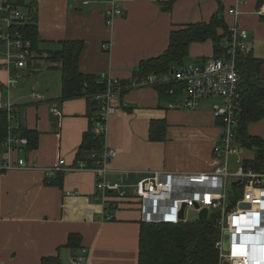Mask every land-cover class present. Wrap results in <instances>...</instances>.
Returning a JSON list of instances; mask_svg holds the SVG:
<instances>
[{"label":"crops","instance_id":"obj_1","mask_svg":"<svg viewBox=\"0 0 264 264\" xmlns=\"http://www.w3.org/2000/svg\"><path fill=\"white\" fill-rule=\"evenodd\" d=\"M83 1L21 0L34 4L42 49L57 50L65 40L82 43L78 63L84 73L105 71L118 81L130 80L140 61L166 49L172 30L208 22L216 14L227 27L237 23L246 31L245 42L252 57L261 61L259 76L264 80V17L257 13L264 0H175L169 11L162 8L165 0H115L123 15L115 16L111 25L104 15L108 0ZM234 7L240 11L237 18L227 12ZM19 10L24 14L23 8ZM103 43L108 44L107 50L102 49ZM212 56L210 40L193 42L185 63L200 65ZM45 61L43 68L41 62H27L15 87L8 88L9 74L0 55V108L11 104L21 124L38 132L36 148L26 151L21 146L11 156L12 163L19 157L32 167L0 170V264H41L43 257L55 256L61 264H70L73 253L82 249L88 251L84 264H137L136 202L103 201L90 170L49 171L59 159L65 160L63 168L74 164L90 115L84 98H60L61 72ZM118 99L120 106L106 122L104 145L117 152L108 163V179L115 181L127 173L128 184H133L157 170L200 172L215 166L211 149L221 127L212 110L221 100L208 106L210 99H202V107L183 108V92L172 100L161 99L155 86L149 85L131 87ZM15 118L9 121L14 131ZM160 119L167 121L166 138L151 141L150 122ZM247 131L264 142V118L250 123ZM0 153L8 158L6 152ZM240 156L251 159L254 150L244 149ZM235 159L230 157L231 166ZM70 233L81 237L76 252L65 246Z\"/></svg>","mask_w":264,"mask_h":264},{"label":"built area","instance_id":"obj_2","mask_svg":"<svg viewBox=\"0 0 264 264\" xmlns=\"http://www.w3.org/2000/svg\"><path fill=\"white\" fill-rule=\"evenodd\" d=\"M83 3H88V0ZM227 12L235 18L240 14L236 7L228 9ZM257 13L264 17V4ZM104 15L105 23L111 25L114 17L123 15V11L115 0H108L104 6ZM21 17V11L11 4V0H0V46L2 47L0 55L4 58L3 64L9 74L6 84L8 88L15 87L21 77V71L28 62L27 49L30 47V42L24 40L16 28L12 32L8 30L12 22ZM228 31L226 47L221 55L212 56L200 65L187 64L178 70L173 69V72L170 71L168 74H150L141 82L131 83L132 87L142 85L156 87L171 82L178 83L184 93L182 107L188 109H196L202 99H221V104H216L212 111L213 117L219 120L221 127V133L212 149L215 161L212 170L192 173L157 170L136 180L133 184H128V175L123 173L112 181L107 178L108 163L116 157L117 152L104 145L100 154L91 155L93 159L91 165L80 160L63 168L65 160L59 159L49 171L55 173L62 170H90L96 177L97 196L103 201L110 198L133 199L138 206L141 223L186 222V210L194 209L198 212L206 208L207 215L214 217L220 230L219 239L215 242L219 257L218 264H223L224 261L228 264H248L249 261L263 264L259 263L263 261L261 257L258 260H250L243 255L256 246L259 247L260 252L264 251V170L244 168L240 154L245 148L236 143L234 133L238 113L241 110L237 62L240 57L249 56L250 50L245 42L247 33L237 23L230 25ZM102 49L107 50L108 44L103 43ZM99 77L106 81V89L94 95L99 110L94 132L105 139L107 119L121 104L118 99L121 87L120 81L112 78L105 71L100 72ZM167 93L175 94L173 88ZM32 96L37 95L33 92ZM3 108L7 111L8 121L13 120L11 104H5ZM52 111L59 114L55 109ZM26 143V138L16 135L14 129L9 126L4 142L8 158H2L0 153V170H7L13 166L32 167L27 165L23 158L18 157L14 163L11 161V156L16 155L19 147ZM232 155L236 156L234 166L230 163ZM229 179L233 180L231 185L234 181L240 180L237 185L243 186L242 196L234 202L229 198ZM128 187L131 188V194L127 193ZM240 203H247L249 206L240 207ZM182 208L183 215H180ZM87 255L88 251L82 249L80 254L71 258L70 264H84Z\"/></svg>","mask_w":264,"mask_h":264},{"label":"trees","instance_id":"obj_3","mask_svg":"<svg viewBox=\"0 0 264 264\" xmlns=\"http://www.w3.org/2000/svg\"><path fill=\"white\" fill-rule=\"evenodd\" d=\"M175 0H165L162 8L169 11ZM13 6L23 8L25 11L21 18L14 20L8 29L12 32L15 28L24 40L30 42L27 49L29 65L44 59L53 62L60 70L62 76L61 99L84 98L87 102L90 122L89 127L82 136L81 144L75 154V162L80 160L91 165L93 153L100 154L104 146L103 136L94 132L95 123L98 120V102L94 95L102 93L106 89V81L98 75L84 73L79 68V55L82 43L75 40L60 42L57 50H44L40 46L37 29V15L34 4H24L21 0L12 2ZM229 27L221 17L214 14L208 22H199L183 25L172 30L166 49L158 56L140 61L133 71L132 77L127 81H120L123 94L131 88V83L141 82L150 74H168L171 69L183 68L185 58L188 55L189 45L193 42L210 40L213 44V56H219L224 51ZM220 31V32H219ZM57 63V65H56ZM261 61L253 58L250 53L247 57H240L237 62L239 73L238 89L241 95V110L238 113L234 128L236 143L245 149L254 150L251 159H243L244 168L251 167L256 170H264V142L258 137L248 133L247 127L252 122L264 118V80L259 76ZM175 82L156 86L159 98L172 100L182 92V86ZM174 89V95H169V89ZM16 122L17 130L14 133L25 137L27 143L22 146L26 151L36 148L38 132L24 127L19 121L18 113L11 110ZM218 120V124H219ZM10 122L5 108H0V152H6L4 142L8 135ZM167 121L165 119L152 120L149 125V140L163 141L166 138ZM233 192L229 197L232 202L242 196V185L233 184ZM140 222V221H139ZM220 230L213 216L209 215L205 220L180 222L177 224L141 223L138 232V258L137 264H218V250L215 242L219 239ZM81 237L77 233H70L66 247L76 252L81 248ZM80 250L78 254H80ZM78 254L72 255V258ZM41 264H61L58 256L43 257Z\"/></svg>","mask_w":264,"mask_h":264},{"label":"rangeland","instance_id":"obj_4","mask_svg":"<svg viewBox=\"0 0 264 264\" xmlns=\"http://www.w3.org/2000/svg\"><path fill=\"white\" fill-rule=\"evenodd\" d=\"M37 62L38 63L41 62V64H42L41 68H43L44 64L46 63V61L44 59H40ZM206 99H210V100H208V103H207L208 106H210V103L212 104V103H215L216 101L221 100L220 98H206ZM204 103L205 102H202L201 104L200 103L199 104L202 107ZM214 106H215V104H213V107ZM246 151L249 152V150H246ZM211 157H212V159H214L213 154H212V149H211ZM212 169H210V170H212ZM205 171H208V170H205ZM183 172H185V171H183ZM190 173H192V172H190ZM232 181H233L232 179H229V187H228L229 196H231L232 195V192H233V186L231 185ZM185 217H186V220L187 221H194V220L198 219V212L196 210H194V209L186 210L185 211Z\"/></svg>","mask_w":264,"mask_h":264},{"label":"bare ground","instance_id":"obj_5","mask_svg":"<svg viewBox=\"0 0 264 264\" xmlns=\"http://www.w3.org/2000/svg\"><path fill=\"white\" fill-rule=\"evenodd\" d=\"M264 249V248H263ZM245 258H248L250 260H258L260 257L263 258V261L259 262V263H263L264 264V251L260 252L259 247L256 246L254 247V249L252 251L249 252H245L243 255ZM255 261H249L247 262L248 264H258V263H254ZM257 262V261H256Z\"/></svg>","mask_w":264,"mask_h":264},{"label":"water","instance_id":"obj_6","mask_svg":"<svg viewBox=\"0 0 264 264\" xmlns=\"http://www.w3.org/2000/svg\"><path fill=\"white\" fill-rule=\"evenodd\" d=\"M171 72H173V69L170 70ZM240 183V180L234 181L233 184H238ZM240 207H248L249 204L247 203H240L239 204ZM196 208L198 207L197 205L195 206ZM208 211L206 208H202L198 211V219L200 220H205L207 218ZM180 215H183V208L181 209ZM256 242H261V241H256ZM223 264H228L227 261H224Z\"/></svg>","mask_w":264,"mask_h":264}]
</instances>
